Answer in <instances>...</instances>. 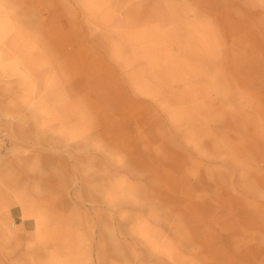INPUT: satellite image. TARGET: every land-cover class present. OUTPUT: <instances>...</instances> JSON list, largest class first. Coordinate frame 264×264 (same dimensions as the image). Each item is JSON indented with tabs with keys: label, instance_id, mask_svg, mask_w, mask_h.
<instances>
[{
	"label": "rangeland",
	"instance_id": "rangeland-1",
	"mask_svg": "<svg viewBox=\"0 0 264 264\" xmlns=\"http://www.w3.org/2000/svg\"><path fill=\"white\" fill-rule=\"evenodd\" d=\"M0 200V264H264V0H0Z\"/></svg>",
	"mask_w": 264,
	"mask_h": 264
},
{
	"label": "bare ground",
	"instance_id": "bare-ground-1",
	"mask_svg": "<svg viewBox=\"0 0 264 264\" xmlns=\"http://www.w3.org/2000/svg\"><path fill=\"white\" fill-rule=\"evenodd\" d=\"M64 11L65 10H58L59 14L61 13V15H63V18L66 19ZM200 13H203V11H200ZM129 16H130V14L128 15V18H130ZM128 18L126 17V19H128ZM68 21L69 20H67V22ZM140 104L143 106L144 102H140ZM75 161H76V164L74 165V167H75L74 169L77 170L79 168L78 165H80V158H77ZM64 166H65V164H64ZM121 170L130 171L134 174V176H137L135 174V173H137L136 169L132 168L129 165H125L123 168L115 167L116 173L121 171ZM116 192H118V188L116 189ZM120 193L123 194V192H120ZM123 196L124 195L115 196V198L118 199V198L123 197ZM13 201H15V200H12V203H13ZM9 203H11V200L9 202H6L5 203L6 205L1 204L0 205L1 206L0 211H3L6 207H9ZM17 204L22 207V213H23L24 220L25 219L27 220L28 218H31L33 216L36 223H37L38 230H40V224H41V220H42L41 218L42 217H41V215H39L41 218L36 215L38 209H36V213H35L33 206L29 205V201L26 199L16 200V203L14 205H17ZM134 204L133 205L130 204L127 206V204L124 203L123 200H116L114 203L111 204V206L117 205L120 208L127 206L128 207L127 211H132L133 213H135L137 215V218L132 215V217L136 218L137 221L143 219L147 212H148V214L152 212V206L150 203L149 204L148 203H141V204L134 203ZM109 210H110L109 213L115 214V213H113L111 208ZM117 216H118V218H121L119 216V213L117 214ZM62 217H64V216H62ZM64 221L65 222L67 221V219L65 220V217L63 218V222ZM65 222L63 224L65 227V229H63V235L65 237L62 241H59V245L57 248H54L53 250H51V249L42 250L41 252L40 251H34V252L28 251V252H24L22 254L20 252L14 251L13 255H11V254L10 255L8 254L6 256L3 255V258H6L7 260H9L10 262H13V263H14L13 257L24 258V259H26V264H50V262L52 264H81L82 262H86V264H118L119 261L117 263H115V259H114L115 255H114L113 251L111 252L109 250V248L106 246H104L106 248V250H103L101 248L100 244L97 246H95L94 244L90 245V248L87 249L85 252L78 250V249H72V247H70V245L72 244L71 238L66 239V236L69 237L70 235L68 233L69 230L67 229L69 225L67 222L66 223ZM143 222L144 221L142 220L140 222V225ZM28 225H30V224H28ZM17 227H18L17 223L12 221L11 228L16 230ZM11 228L9 229L10 231L8 230V232L10 233V236H11L12 232L14 231ZM92 229H93L92 234L97 235L98 234L97 229L95 227H93ZM9 233L5 234V236H7ZM3 236H2V238H3ZM59 238H62V237H59ZM118 255L120 257L121 254L119 253ZM121 258H123V260H124V255ZM17 261H19V260H17ZM158 262H160V261H158ZM158 262H156V263H158Z\"/></svg>",
	"mask_w": 264,
	"mask_h": 264
}]
</instances>
